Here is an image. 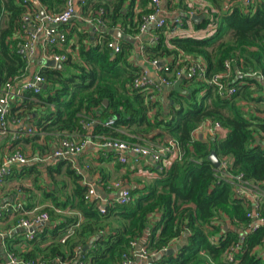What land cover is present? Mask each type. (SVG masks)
Segmentation results:
<instances>
[{"label":"trees","instance_id":"trees-1","mask_svg":"<svg viewBox=\"0 0 264 264\" xmlns=\"http://www.w3.org/2000/svg\"><path fill=\"white\" fill-rule=\"evenodd\" d=\"M134 1L114 0L109 11L104 0H89L81 6V11L96 20L94 13L103 9L100 19L108 28L120 25L124 36H134L142 15L151 10L150 1L142 0V11L133 22ZM189 1L177 3L184 12L182 26L189 19L186 13L190 10ZM199 1L205 5L204 19L194 28L196 31L212 28L210 36H176L167 42L163 32L174 28L168 25L154 29L157 40L145 45L143 52L149 60L172 58L168 71L183 57H195L204 61L207 76L222 72L225 62L229 61L230 84L236 89L230 98L220 96L204 83L187 80L181 85L184 91L168 90V99L173 105L163 108L159 99L150 101L144 89L132 88L140 69L129 61L131 44L125 37L121 40V51L113 55L106 46L111 39L108 32L87 44V33L75 29L71 22L61 27L66 35L64 46L71 45L67 49L71 52L48 47L49 53H65L67 59L59 69L46 66L39 70L47 88L37 95L24 93L20 106L29 111L42 108L33 122L38 131L81 134L83 122L98 120L102 121V128L97 125L95 129L98 137L136 142V137L157 133L149 139L158 142L160 133H166L179 145L181 155L152 184L130 190L128 204L122 206L112 201L103 213L96 200L85 199L88 186L80 184L82 175L71 168V163L56 159L48 168V175L53 179L51 173L60 175L64 170L73 184L71 192L63 190L62 182V188L46 193L52 208H45L41 213L47 214L50 225L36 230L33 239L26 242V252L18 253L10 248L8 251L25 260H40L45 264H55L56 259L72 264H122L124 256L135 260L133 242L139 243L146 237L145 249L157 256L187 234L185 244L176 252L162 254L150 264H264V223L250 227L252 220L247 212L251 203L244 196L236 195L230 178L241 174L243 181L248 182L245 188H256V194L263 196L264 110L243 111L240 100L259 102V98L250 97L251 88L264 87V3H240L218 12L223 0ZM37 2L50 15L64 8L63 0ZM125 2H129L126 9ZM167 2L171 4V0ZM29 13H37L29 0H0V19L7 15L5 26L0 24V91L7 81L28 76V61L16 52V45L22 40V17ZM227 33L230 39L224 42ZM74 34L77 43L71 44ZM73 51L78 53L76 60ZM250 73L257 75L249 77ZM18 109L17 103L12 102L9 115L13 117ZM20 115L24 112L16 117ZM111 117L115 120L108 126ZM205 121L218 123L228 131L226 137L223 140L194 138L195 131ZM117 129L125 130L126 134ZM211 152L219 162L228 160L225 171L215 168L208 160ZM22 171L29 176L40 174L34 163L23 166ZM102 176V182H107L103 172ZM257 213L264 222V197H260ZM225 223L231 229L223 230ZM69 229L73 234L62 243ZM211 232L212 236L218 235L213 241L209 237ZM239 232L245 235L230 262L226 259L227 251L239 243ZM84 247L87 248L83 250Z\"/></svg>","mask_w":264,"mask_h":264},{"label":"crops","instance_id":"crops-1","mask_svg":"<svg viewBox=\"0 0 264 264\" xmlns=\"http://www.w3.org/2000/svg\"><path fill=\"white\" fill-rule=\"evenodd\" d=\"M37 5V0H34ZM114 0H104V4L109 5V11H111V6ZM168 0H162L160 4V9L162 11V16L168 22V25L174 27L172 31H165V39L168 42L169 39L173 37H196L198 31L195 30L193 21L188 19V22L183 25L184 20L182 19L183 10L177 7V3L168 4ZM240 0H233L234 4H240ZM36 8V11L39 13L38 8L34 4L33 0H29ZM196 0H190L188 4H196ZM149 3V1H148ZM129 2H125L123 7L126 9ZM232 5V6H233ZM81 6L78 1H74L75 7V15L70 21L72 26L75 29L83 30V32L87 33V44H91L95 41V38L99 36L98 32L93 31L94 25L90 23L91 18L88 16V12L83 14L81 11ZM132 11L134 15V20L136 15L142 11V0H135L132 5ZM41 7V6H40ZM97 12L94 15L97 16ZM87 15V16H86ZM198 15H203L202 12H198ZM175 20H180L181 24L175 22ZM7 21V15H3L0 19V24L4 27ZM76 22V23H75ZM39 25V22L31 20L26 24V29L29 32H34L36 27ZM117 25L113 28V31H119L121 34L122 28ZM80 27V28H79ZM93 27V28H92ZM123 35V34H122ZM136 35V34H135ZM111 36V35H110ZM23 37V36H22ZM127 41L131 44L130 46V56L129 61L133 67L136 69H140L142 71H146L148 73L149 78L154 81L157 79L155 76L153 67L148 63V57L143 52V48L147 44H154L157 39V33L153 29V27H149L145 33L137 34L135 37L133 36H125ZM111 38H114L111 36ZM120 40H122L120 38ZM71 44L77 43V37L74 36L71 38ZM71 46V45H70ZM69 45L64 46L61 49L64 51L70 47ZM75 49H77L75 47ZM49 51L48 49H43L41 44L36 45V50L33 55L28 58V76H32V74L37 73L39 70L47 66L49 60ZM73 57L76 60L78 57L77 51H73ZM166 62H170L172 58L165 59ZM48 67V66H47ZM26 80V79H25ZM186 87V86H183ZM179 91H184L179 88ZM253 92L250 94L252 99L259 98V102H245L246 100H240V104L242 106L243 111H247L249 109L258 108L259 110H264V87L262 89H255L254 86L251 88ZM189 91V90H188ZM163 91L159 94V100L163 108L168 106H172L171 101L168 99V91H166L167 102L163 100ZM18 106V111L15 112L14 116H8L7 123V131L4 135L0 136V161L5 159L11 152L18 149L20 150L26 157L33 156H42L45 157L49 153H51L56 146L57 142L65 137L71 136L75 139V141L84 140L86 142L82 151L71 158H68L64 161L71 163V168L76 171V173L82 175V180L80 181L81 185H86L95 189L98 197H94L92 200H96L101 206L106 203H110L117 199L122 190L128 189L133 190L135 188L142 189L145 185L152 184L156 179L160 177L161 169L159 164L155 163L150 157L140 158L138 159L135 155L131 153H126L128 158L125 164H122L118 161V153L114 151H103L98 147V134L95 130L97 125H100L102 128V121L98 122L94 121L90 123L87 127L84 124L89 123L83 122L82 124V132L81 134H67V133H55V131H38L33 122L36 121V118L39 116L38 112H41L42 108H36L35 110L30 111L27 108H20L21 104L24 102L15 101ZM52 108H50L51 110ZM23 116H16L23 113ZM26 112H30L26 114ZM32 113V115H31ZM97 117L99 114L96 115ZM263 116V115H262ZM33 128V134H28L24 132L23 135H20V138L14 140V136L19 135L20 132L25 131L27 128ZM119 133L126 134L125 130L117 129ZM159 132V131H158ZM227 130L224 128H218L213 131L210 130V127L207 124H204L199 127L198 131L194 134V138L196 139H217L223 140L227 135ZM160 138H157L156 141H160ZM14 147H11L13 146ZM170 160H165V164H171ZM58 160V159H57ZM56 161V159L44 160L42 162L34 163L37 165L40 174L38 175H27L24 171H22L23 166L18 164L11 165V173L8 177L5 178L3 185L0 188V207L4 204H12L15 206L17 203H20L23 206V209L28 212L24 216L27 219H30L34 216L41 214V210L45 208H52V203L50 199H47L45 196L46 193L51 191L56 192L57 189L62 188V182H64L65 188L63 189L66 193H70L73 187L70 179L64 175V170H62L61 174L51 173L53 179H50L48 175V168L52 167V164ZM33 164V163H32ZM30 165V164H27ZM102 172L107 177V182H102ZM31 179L34 180V185L36 190L31 187ZM114 183H119L120 186L118 188L112 187ZM102 186H107V189L103 190ZM25 188V189H23ZM106 197V199L103 198ZM249 201H251L250 197L246 196ZM29 209L27 210V207ZM32 207V208H31ZM20 218V215L15 214H7L4 215L0 219V262L5 261L8 252V248L13 251H17L18 253H23L28 250L26 245V239L23 236L24 233L19 230H15L14 223L16 220ZM153 220V219H152ZM114 224V223H113ZM217 225V223H214ZM223 230L231 229L228 223L223 225ZM237 232V231H236ZM19 235V236H18ZM18 236L17 238H15ZM218 236V235H217ZM217 236L209 235L211 241L215 240ZM187 238V234L182 235L180 238L175 240L169 248L178 250L183 244H185ZM9 240V243H8ZM7 243L9 245H7ZM146 243V237L140 241L139 246H143ZM7 245V246H6ZM168 248V249H169ZM133 264H144V261L141 259H135Z\"/></svg>","mask_w":264,"mask_h":264},{"label":"built area","instance_id":"built-area-1","mask_svg":"<svg viewBox=\"0 0 264 264\" xmlns=\"http://www.w3.org/2000/svg\"><path fill=\"white\" fill-rule=\"evenodd\" d=\"M64 8L63 10L56 14L50 15L47 14L44 10L45 16L41 17L40 13H29L22 17V22L24 24V30L21 34L22 40H20L16 45V52L27 59L34 54L36 50V45L41 44L43 49H48V47H56L61 49L64 47L66 42V35L62 31V26L68 24L75 15V7L74 1H78L80 5H85V3L89 0H63ZM150 1V12L142 15L141 22L139 25V30L137 34L145 33L149 27H153V29H163L168 26V22L165 17L162 16V11L160 9V4L162 0H149ZM238 1V0H237ZM241 1V2H240ZM239 2L244 5H255L257 3L263 2L264 0H240ZM178 3V0H171V3ZM196 9L203 11L205 9V5L201 1L195 2ZM96 20L89 21L94 25L93 31L98 32L99 34L105 33L109 31H113V29H108L106 23L100 19L104 15V10L99 9L97 11ZM189 20L194 15H198L194 10H189L186 12ZM31 20L39 22V25L36 27L34 32H28L26 29V24ZM175 22L181 24L180 20H175ZM207 30H212V28H208ZM134 35L133 37H135ZM114 37V36H113ZM157 40V39H156ZM106 46L111 50L112 54H118L121 51V40L120 38H111ZM66 54H49V60H52L54 63H60L66 61ZM148 63L153 67L155 76L157 79L154 81L149 78L148 73L146 71L140 70L138 75L132 81V88L134 89H144L149 94V100L156 102L159 98V94L161 91L164 92V88L172 89L176 84L181 85L183 82L187 80L196 81L200 83H204L210 88H213L217 91V93L225 98H230L236 93L235 87H233L231 82V65L230 62H225L224 70L222 72L212 74L211 76H207L206 74V66L203 60L197 59L195 57L187 58L183 57L180 62L175 65V67L168 71V62L165 59L158 60L152 59L148 60ZM162 73H166L162 75ZM256 73L248 74L249 77L256 76ZM26 79V80H25ZM262 79V76H260ZM17 80V79H16ZM7 81L2 91H0V136L4 135L7 131V123L8 116L10 112V105L12 102L24 100V93L32 92L33 94H39L42 91V85L45 84L44 78L37 73L32 74V76L23 78L19 81ZM263 80V79H262ZM184 86V85H183ZM115 117H111L107 125H113ZM89 123H85V126H89L93 121H88ZM207 124L210 127V130L213 131L215 129L221 128L220 125L216 122L205 121L202 125ZM201 125V126H202ZM199 129V128H198ZM198 129L196 131H198ZM33 128H27L25 131L20 132L19 135L14 136V140L20 138V135H23L24 132L28 134H33ZM195 131V132H196ZM146 134L143 137H136V142H125L121 140H116L107 137H98V147L103 151H114L118 153V161L122 164H125L128 160L126 153H131L135 155L138 159L150 157L155 163L159 164V167L164 170L169 166V163L165 164V160H170L171 163L179 159L180 148L179 145L175 142L173 138H171L166 133L161 134V140L159 142L151 141V136L156 135ZM195 136V134H194ZM86 142L84 140L75 141V139L71 136H65L61 138L53 151L46 155L45 157L33 156L26 157L20 150L16 149L11 152L5 159L0 161V188L4 183L6 177H8L11 173V165L18 164L21 166H25L27 164L42 162L44 160L49 159H61L66 160L75 155H78L82 149L84 148ZM220 165L218 168L222 170H226L228 166V160L224 159L222 162H219ZM234 181V191L237 196H246L248 195L251 199V208L247 212V217L252 220V224H250L251 228H254L264 222L259 219L257 210L260 206V196L256 194L254 189L248 190L245 188L248 185L247 181H243V176L241 174L230 177ZM230 180V179H229ZM120 186L119 183H114L112 187L118 188ZM97 196V192L95 189L88 187V190L85 194L86 200H92ZM131 196L130 191L128 189L122 190L121 194L117 197L114 202L118 205H126L130 202ZM248 200V198H247ZM101 206V213L105 210V207L109 203H106ZM11 212V213H10ZM60 213V211H56ZM20 215L18 218L17 224L15 226V230L22 229L24 233V237L26 241H31L36 234V230L40 229L45 225V222L48 221V216L45 213H41L37 216H34L30 219L25 218L26 212L23 209V206L20 203H17L15 206L12 204H4L0 207V219L7 214ZM50 223V222H49ZM73 234L72 229L67 230L64 237L61 239L63 243L67 238H69ZM240 240L238 244H235L227 251L226 259L228 261H233V255L239 251V244L242 242V236L245 234L243 232H239ZM1 235V234H0ZM142 241V240H141ZM140 243V242H139ZM136 242L131 243V246L134 247L133 256L135 259L139 258L144 261V264H150V260L153 259L156 255L152 252H149L145 249V244L143 246H139ZM138 249V250H137ZM165 249L164 251H166ZM9 253L6 256L5 261L0 262V264H45L40 260H25L19 255L14 253ZM128 256L123 257L122 264H133ZM55 264H72L68 261H60L56 259Z\"/></svg>","mask_w":264,"mask_h":264},{"label":"water","instance_id":"water-1","mask_svg":"<svg viewBox=\"0 0 264 264\" xmlns=\"http://www.w3.org/2000/svg\"><path fill=\"white\" fill-rule=\"evenodd\" d=\"M33 2H34V4L36 5V7L38 8V11H39V13H40V16L41 17H44L45 16V13H44V10L42 9V7H40L39 5H37L36 4V2L33 0ZM204 19V15H194V16H192L191 17V21H193V23H195V24H199L202 20ZM109 34L111 35V36H114V37H116V38H124L125 36L124 35H122L119 31H109ZM126 38V37H125ZM127 40V39H126ZM61 65L62 64H60V63H54L52 60H50L48 63H47V66L48 67H51V68H57V69H59L60 67H61ZM47 88V85L46 84H44V85H42V89H46ZM180 87H179V85L178 84H176L174 87H173V89L175 90V91H177V92H179V89ZM170 90V89H169ZM166 91H167V89L166 88H164V93H163V100L165 101V102H167L168 100H167V97H166ZM104 104L106 105L107 103L106 102H104ZM171 104H173L172 102H171ZM199 139H201V138H199ZM257 141H259L258 139H257ZM208 160L212 163V165L215 167V168H218L219 167V165H220V163H219V161H218V159H217V157H216V155H215V153L214 152H211L210 153V155H209V157H208ZM120 194H121V192H120ZM103 198L104 199H106V197L105 196H103ZM45 225L46 226H49L50 225V223L49 222H45ZM20 232H23V230L22 229H18ZM17 230V231H18ZM87 247H84L83 248V250H85ZM138 250V249H137ZM172 253H174V249H172V248H169V249H167L166 251H163V253L161 252V253H159L155 258H153V259H151L150 260V262H152L154 259H158L162 254H167V255H170V254H172Z\"/></svg>","mask_w":264,"mask_h":264},{"label":"rangeland","instance_id":"rangeland-1","mask_svg":"<svg viewBox=\"0 0 264 264\" xmlns=\"http://www.w3.org/2000/svg\"><path fill=\"white\" fill-rule=\"evenodd\" d=\"M188 4V3H187ZM234 4V2H233V0H223L222 2H221V6H220V8H218L219 10H218V12H221L222 11V9H224L225 7H229V6H232ZM195 7V5L192 3H190V4H188V8L190 9V10H194L196 13H198V12H202L201 10H199V9H193ZM90 18V17H89ZM198 33L199 34H197L196 35V37L197 38H206V37H208V36H210L211 34H212V30H203V31H198ZM230 39V36H229V34L227 33V34H225V37L223 38V41L225 42V41H228ZM31 187L33 188V189H35L36 190V187H35V185H34V180L33 179H31ZM23 189H25V188H23Z\"/></svg>","mask_w":264,"mask_h":264}]
</instances>
